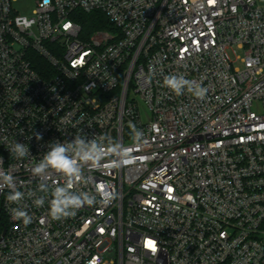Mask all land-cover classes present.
Instances as JSON below:
<instances>
[{"label":"built area","instance_id":"built-area-1","mask_svg":"<svg viewBox=\"0 0 264 264\" xmlns=\"http://www.w3.org/2000/svg\"><path fill=\"white\" fill-rule=\"evenodd\" d=\"M14 2L0 0V172L24 198L0 188V264H264V0H36L31 18ZM78 11L112 30L85 36ZM168 75L204 96H177ZM81 131L129 158L84 165L73 191L97 202L53 220L65 178L32 169ZM17 141L29 155L9 151Z\"/></svg>","mask_w":264,"mask_h":264},{"label":"clouds","instance_id":"clouds-1","mask_svg":"<svg viewBox=\"0 0 264 264\" xmlns=\"http://www.w3.org/2000/svg\"><path fill=\"white\" fill-rule=\"evenodd\" d=\"M163 83L177 96L182 95L187 90L196 97L202 98L206 92V89L195 85L193 81L187 80L181 75H168L164 78ZM129 126L132 129L133 138L139 141L143 133L137 130L136 126L131 122ZM36 139H42V135L37 133ZM104 139H89L81 131L80 134L74 136L70 141L61 142L55 140V142L48 145V150L40 162L33 167V175L40 177L42 180L47 178L50 171H54L65 178L63 186L56 185L51 192L53 199L49 204V215L53 220L74 216L81 206H92L97 202L96 197L88 192L73 191L75 184L83 176L84 165L99 163L106 155L117 158L113 160L114 166H119L125 159L129 158L127 151L119 144L109 141L106 145ZM9 151L17 159L30 154L29 147L18 141L9 148ZM3 187L11 189L7 197L10 202L18 204L23 200L24 193L15 190V180L10 173L0 172V188ZM40 189L41 191H47L44 183H41ZM98 194L102 197L101 202L105 204L114 198V193L108 192L107 190L104 192H99L98 190ZM44 202L43 197L34 200L36 207L43 206ZM11 213L14 219L22 220L25 225L32 221V217L22 207L11 209Z\"/></svg>","mask_w":264,"mask_h":264},{"label":"trees","instance_id":"trees-1","mask_svg":"<svg viewBox=\"0 0 264 264\" xmlns=\"http://www.w3.org/2000/svg\"><path fill=\"white\" fill-rule=\"evenodd\" d=\"M75 17L80 24L85 36H90L94 32L99 30H112V25L108 18L100 12H76ZM37 66L36 69L43 75V68L50 67L44 60L36 57Z\"/></svg>","mask_w":264,"mask_h":264},{"label":"rangeland","instance_id":"rangeland-1","mask_svg":"<svg viewBox=\"0 0 264 264\" xmlns=\"http://www.w3.org/2000/svg\"><path fill=\"white\" fill-rule=\"evenodd\" d=\"M14 10L20 16H25L31 18L34 16V10L36 8V0H17V2L13 3ZM230 49L229 54L233 61H236L238 55L242 56L244 53L241 50ZM236 66H240L239 62H236ZM142 120L145 121L148 118V112L143 108H141Z\"/></svg>","mask_w":264,"mask_h":264}]
</instances>
